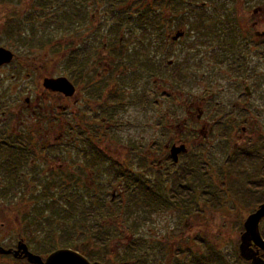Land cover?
Instances as JSON below:
<instances>
[{"label":"flooded vegetation","instance_id":"flooded-vegetation-1","mask_svg":"<svg viewBox=\"0 0 264 264\" xmlns=\"http://www.w3.org/2000/svg\"><path fill=\"white\" fill-rule=\"evenodd\" d=\"M241 1L243 0L238 1L239 5ZM39 4V8L41 6L44 8V2ZM252 14L245 17L239 15L238 11L236 19L240 24L236 27L237 31L233 38V33L221 31L188 32H194L196 39L201 38L202 44L205 42V46L211 50L215 48L212 52L216 51L214 56L216 60L213 56L212 59L217 65L218 63L224 65L220 76L221 78L225 76V81L228 79L229 83L223 88L219 87L222 88L219 92L214 89L207 94V98L201 99L193 96L191 84L196 83L194 80L187 81L186 87L189 88L183 93L177 83L161 78L163 69L157 55L170 45L169 40H165L167 35L162 31L154 35L139 34L138 37L152 36L157 38V41L152 48H149L146 42L145 49L138 56L136 66L131 63L134 70H130L131 74L127 76L125 73L130 65L131 50L127 51L125 46L127 38L137 36L130 33H97L98 22L94 16L88 19L86 17L84 22L81 17H77L81 18L76 22L77 31L68 34L69 38L75 39L73 44L75 49L66 50V46H70L71 42L64 40L65 33H62L63 42L59 41L52 45L54 64L61 67L58 74L50 72L52 67L49 68V62L34 53L35 51L9 49L0 42V49L10 53L9 62L4 63L7 55L0 58V185H9V189L4 187L0 191V199L10 200L20 196L28 201L40 203L50 197V189L60 185L67 186L68 191L74 190L75 197H80L82 183L87 186L93 185L90 187L94 189L96 180L98 182L97 169L100 168L103 170L100 175L106 176V186L112 190L110 199L113 201L118 195L122 196L121 186L126 183L151 182L159 186V191L171 192L178 182H182L178 178L180 172L191 169L193 173L196 156L214 150L210 137L219 135V141L230 142L232 139L231 142L234 143L227 160L225 159L224 164L219 167L221 172L219 177L223 178L219 183L233 185L232 181H235L234 184L244 180L252 182L247 199L256 201L250 203L252 208L247 217L242 219L241 216L239 220L241 225L238 240L235 242L236 258L240 264H252V259L245 260L240 257L239 249L243 247L249 255L260 260L259 264H264V250L252 241H242L245 221L264 204V165L257 175L246 174L243 169L261 160L264 163V148L258 147L264 146V124L263 127L258 124V110L248 113L245 109V105L251 103L254 95L264 85L262 66L264 26L259 27L264 21V11L258 7ZM165 17L159 18L158 27ZM171 17L173 23H176L178 17ZM34 18L40 21L44 20L45 16L41 13L36 14ZM31 19L32 17L29 20ZM247 22L249 25L245 26ZM90 29L92 32H88ZM183 29L187 30V27ZM181 31L185 35V31ZM12 37L19 45L25 46L19 34L16 33ZM161 37L164 38V42L161 41ZM114 40H117L116 48ZM170 42L173 44L176 41H171L170 38ZM41 45L42 48L39 49H43L44 52L46 50L44 47L47 46ZM194 47L195 45L191 48ZM219 51L224 52V57L218 56ZM71 54L74 59L73 75L66 68V62ZM172 65L168 63L166 67L171 68ZM191 69L190 78L199 81L200 74L202 77L206 75L201 70H208V66L195 70V66L192 65ZM209 71L210 69L207 75L210 74ZM130 75L133 78H130ZM63 78L67 79L73 88V94L70 96L61 91L57 83L51 82ZM136 81L138 84H135ZM165 83L170 84L169 87L182 98L181 111H184V114L182 112L184 118L180 122L174 123L172 120L174 115L169 111L159 114L161 85ZM226 98L229 99V104L223 101ZM148 100L153 106L150 112H154V125L166 126V130L162 133L160 129H155L158 135L148 147L139 142L144 139L142 137L137 142L130 141L127 145L124 144L122 148L130 153L126 158L122 154L121 158L119 155L115 156L108 145H111L112 140L117 142L116 134L128 127L125 117L128 106H137L146 111ZM154 109L158 110V114ZM164 117L170 118V122L163 120ZM199 124L200 129L196 128ZM101 136L108 143L107 147L99 141ZM251 143L257 144L254 147L257 148L255 152L247 151V146ZM251 147L250 149H253V145ZM173 149L177 151L175 157L172 154ZM69 156L80 160L73 162L75 164L73 166H66L64 160ZM201 173L203 176L200 178L206 179L205 184H214L212 181L216 179L215 170L211 173V169L204 165L199 167L198 175ZM83 174H86V180L82 179ZM115 184L118 185L116 189L112 188ZM189 190L193 192L192 188ZM218 192L213 191L214 199H217L214 195ZM223 193L226 196L228 193L234 195L230 188L227 193L225 191ZM239 196L240 194L237 195ZM37 212L33 209L32 214L20 216L16 225V230L20 232H17L16 238L0 243V248L14 251L19 243H23L28 252L39 256L43 262L51 253L59 250L49 253L42 250L48 243L44 237L40 241L38 235L46 228L43 224L46 217ZM40 229L41 231L37 232ZM258 232L264 243V216L258 223ZM3 262L31 264L23 255L14 257L12 254H0V264Z\"/></svg>","mask_w":264,"mask_h":264},{"label":"rangeland","instance_id":"rangeland-1","mask_svg":"<svg viewBox=\"0 0 264 264\" xmlns=\"http://www.w3.org/2000/svg\"><path fill=\"white\" fill-rule=\"evenodd\" d=\"M153 1L154 0H141V2H145L144 5L146 2H149L148 5L154 6L152 10L156 15L165 16L166 13H169V10L173 11L162 6L155 7V5L152 4L154 3ZM238 1L239 0H219L218 4H222V7L224 8V10L221 11H218L221 8L219 5H215V2H211L214 3L213 5L205 1L191 3L188 9L181 10V12H178V15H174L176 18L183 16L184 19L182 25L179 26L178 23L168 24L167 22H162V30L167 35L165 40H169L170 44L168 47L163 48L162 51L157 55V59L160 61L163 69L161 75L163 80L168 79L170 82L177 83L179 89L183 90V93H185V90L189 88L188 86L186 87L187 81L194 80L196 83L191 84V90L193 92V96L197 97L198 99L203 97L207 98V94L212 92L214 89V91L219 92L226 84H229L227 82L228 79L225 81V76H223V78L220 76L224 69V65L222 63V65H219V63L217 65L212 59V56L214 58L216 55V51L212 52L215 48L211 50V48L205 46V42L202 44L203 40L201 38L198 40L196 39L194 32L199 31H194L193 33L188 32L189 28L190 30H196L199 27L202 28L201 30L209 29L213 25L209 19L211 18V20H214L217 18V20H220L218 23L223 22L227 27L229 26L228 28L232 27L233 38L235 32L237 31L236 27L240 24L236 19L238 11L239 15H243L245 17L253 15V10H256L258 7H261L264 11V0H243L241 1L240 5L238 4ZM42 2H44V8H42V6L39 8V3L42 4ZM127 3H130V0H125L124 5ZM76 4L78 5L77 9L84 12V14L78 15L82 18L83 22L86 17L88 19L91 16H94L98 23H104L103 17H105L104 11L106 10V3L104 1L99 2L98 0H76ZM215 6L217 7L216 9ZM97 10L98 13H96ZM108 12L110 14V10H108ZM218 12H220L222 17L218 15ZM41 13H44L45 19L36 21L34 17L36 14ZM51 14L52 11L49 9V7H45L44 0H9V2L0 1V42L9 49L21 51H26V49H29L31 51H35L34 53L39 54L42 59L49 62V68L52 67L50 72L58 74V72H61V67H56V64H54L55 61L53 59L55 56H53L54 51L52 52V45L57 44L59 41L63 42L62 34L59 32L57 25L62 24L64 26L65 23L62 21L56 25L53 20L57 19V14H55L53 17ZM26 16H30L32 19L26 20ZM201 16L202 20L198 19ZM69 21V19L66 20V22ZM41 24H43V28H41ZM231 24L232 26H230ZM10 25H13L11 30ZM244 25L248 26L249 23L247 22ZM262 25L264 26V21L263 24L259 25V27L262 28ZM77 26L78 25H75L76 28ZM101 27L104 29V26ZM186 27L187 30L183 29ZM9 30L11 35L8 32ZM181 30L185 31V35L183 38L181 37L182 39L180 38V40L172 44L170 42V38H172L177 31ZM88 32H92V29H90ZM16 33L19 34V38L23 41L22 43L25 44V46H21L18 44V42L13 40L12 36ZM122 33H127V27H124ZM134 35L137 36V38L140 36L139 32L134 33ZM68 38V34L65 33L64 40ZM41 44H45L47 46H43L46 49L44 52L43 49H39L42 48ZM132 45L135 46L136 43L133 42ZM194 45L195 47L192 49L191 47ZM98 48H101V44L98 45ZM125 48H127V51L128 49H132L131 45L129 46V43H127ZM221 49H223V47H221ZM43 53H45V55H43ZM151 55L153 56L154 53ZM218 56L224 57V52L219 51ZM208 57L210 58L208 59ZM56 59H58V57H56ZM169 62H172L173 64L171 68L166 67ZM197 62L201 64H196ZM135 64H137V62ZM192 65L195 66V70L208 66V70L210 69V74L207 75L208 70H201L204 71L202 72L203 74H206L204 77H202L200 74L199 81H197L196 78L191 79L190 76L192 74ZM262 66L264 68V63ZM127 69V73H125L126 76L131 74L130 70H134L132 64L128 65ZM129 77L133 78L131 75ZM138 81H136L135 84H138ZM208 82L213 84H208ZM246 84H248V82H246ZM169 85L167 83L161 85L162 96L159 105V114L169 111V113L174 115L172 118L173 122H180L184 118L182 115V112L184 114V111H181V109H183L181 103L182 98H180L177 93L169 87ZM219 87L222 88L219 89ZM259 91L256 95H254V98H252V104L249 103L248 105H245V109L248 110V113H251L254 110L257 112L258 110V124L263 127L264 85L260 87ZM152 100L153 97H151V102ZM223 101L226 104L230 103L228 98ZM150 108H153V106L150 105L149 100L146 104V111L137 106H128L126 110L127 113L125 114L128 127L125 128L121 133L116 134L115 139L117 142L112 140L110 141L111 145H108L109 149L113 151L115 156L118 157L119 155L121 158L122 154L124 155L123 157L126 158L130 153L128 150L122 148L124 144L127 145L130 143V141L137 142V140L142 137H144V139L139 142L148 147V145L152 143L158 135V131L155 129H160L162 133H164L166 126L162 127V125H154V112H150ZM155 111L158 114V110ZM163 120H167L168 123L170 122V118L164 117ZM200 125L201 124L197 125L196 128L200 129ZM206 129L207 127L205 130ZM109 138L111 139V137ZM218 139L219 135L210 137V141L214 150L207 151L204 153V155L196 156V166L193 167L194 175L191 172V169H189L190 171L187 172H180L178 175V178L182 180V185L187 186L188 189L192 188L194 194H190V191V193L183 194L181 196H168V198L174 202L172 207L150 217L147 216L138 218V216L132 214L130 215L132 218L130 217L131 219L128 221V223H126V225L120 221L118 216L114 219L115 223H118L117 225H119L122 230L125 229V227H132V225L138 224V228L135 230L137 231L135 232V236L141 235L138 238L142 239L139 242L142 245L143 257L147 259L149 264H154V256L156 258V264H183L186 263L185 259H187V257H189L188 260H190L192 257L194 258V256L201 258V260L208 264H240V261L236 258L237 250L235 249V242L238 240V230L241 225V223L239 224V220L241 216H243L242 219L247 217L250 209L252 208L250 203H255L256 201L247 199L250 190L249 186L252 184V182L244 180L243 182L238 181L236 184H234L235 181H232L233 185L219 183L220 180H223V178L219 177L221 173L219 167L224 164L225 159L227 160V156L234 148V143L231 142L232 139L230 142H221ZM99 141L102 143V145L104 144L107 147L108 143L103 140V136L99 138ZM251 145H253L254 150L257 149L254 148L257 146L256 143H251L247 146V148H252ZM258 147L264 148L263 145H259ZM118 150H120V153H118ZM73 158V156H69L66 160H64L66 166H73L75 165L73 162L80 160ZM204 165L206 168L211 169V173L213 170H215L217 176L215 175L216 179L212 181L214 184H205L206 179L200 178L203 176L202 173L201 175H198L199 167ZM263 165V160L249 164L243 168L244 173L257 175L256 173L260 171ZM97 170L98 173L96 175V179H98V182L96 180V186L94 185L95 191H98V185L102 187L106 186V176L100 175L103 170L101 168ZM224 171L226 170L224 169ZM230 174L233 173L230 172ZM233 175L235 176V174ZM82 179L86 180V174L82 175ZM116 186L118 185L115 184V186L113 185L112 188H115ZM4 187H8L9 189L8 184H1L0 191H2ZM87 187V185L82 183L81 192H79L81 193L80 197H76V199L80 200L82 198V194ZM229 188L232 189L234 195H229L228 193L226 196L225 193H223V191L227 193ZM214 190L219 191L214 195L217 199L212 197ZM110 193H112V190L111 188L107 187L104 191L106 199L105 202L110 199ZM239 194L240 196L237 197ZM49 198H52V196L50 195ZM194 199H197L196 202H193ZM204 199H212L214 201L212 203H203L202 201ZM50 200L51 199L41 201L40 203L38 201L31 202L28 201V199L20 198V196L10 200L0 199V243L6 242L10 238H16L17 234L20 232L16 230V225L20 220V216H23L24 214H32L33 209L38 211L42 210L45 217L50 220V223L48 222L49 226L44 228L42 233L38 235L40 241H42V238L44 237V240L48 243L47 246L45 245L42 247V250H48V253L52 246H56V243L58 242L57 238L65 236V234L62 233L64 230L73 231L75 227L79 231L81 223L77 221L78 218L64 219L62 216L65 209L61 208L59 209L60 211H58L59 214H57L58 212L55 213L57 210L54 212L55 207L53 208ZM188 201L190 202L185 203ZM49 205L51 208H49ZM200 210L202 212H199ZM94 219H96L95 222L99 221L104 229L110 230V226L107 227L104 218L102 219L98 217L97 219V217H94ZM93 226L96 225L94 224ZM113 229L114 228H111V230ZM40 231L41 229L37 232ZM93 231L95 234L98 233L96 228H94ZM130 233L131 232L124 233L125 235L123 236L115 234L117 235L116 239L113 241L111 240L106 244V250L109 251L117 247L119 248V245L122 244L123 248L129 247L128 237H130ZM49 236L56 238V240H54V245L49 244ZM123 248L119 249L120 254L123 253ZM129 248L131 249V247ZM94 250L101 251L100 248L96 249V247H94ZM4 262L2 264H6Z\"/></svg>","mask_w":264,"mask_h":264},{"label":"trees","instance_id":"trees-1","mask_svg":"<svg viewBox=\"0 0 264 264\" xmlns=\"http://www.w3.org/2000/svg\"><path fill=\"white\" fill-rule=\"evenodd\" d=\"M0 1L9 2V0H0ZM44 1H45V7H49V9L52 11L51 16L53 17L55 14H57V19L53 20L54 23H56L57 25L58 23L64 21L65 23L64 26L62 24L57 25L59 32L61 34L62 33L73 34L77 31L75 27L76 25L75 23L80 20L77 19V16L79 14H84V12L79 11L77 9L78 6L76 4V0H44ZM98 1L99 2L104 1L106 3L105 6L106 10L104 11L105 17H103L104 23H98V27L96 28L97 33H122L124 27H127V33L130 34L139 32V34L147 33L154 35L159 33V31L163 32L162 30L163 21L165 23L167 22L168 24H172L173 21L171 20V18L173 17H171V15L172 16L178 15V12H181V10L188 9L191 3L205 1L213 5L214 3L211 2H215V5L217 6L219 5L221 8L218 11L224 10L222 4H218L219 0H154L153 1L154 3L152 4L155 5V7L162 6L173 10V11L169 10V13H166L165 15L166 19L161 21L160 27H158L157 23L160 21L159 18L164 16L156 15L152 10L154 6L148 5L149 2H146V4L144 5L145 2H141V0H133V1L130 0V3L124 5L125 0H98ZM216 8L217 7L215 6V9ZM108 10H110V14ZM218 15L222 17L220 12H218ZM27 19L29 20L30 16H27ZM68 19L70 21L66 22V20ZM183 19H184L183 16H180L177 19L176 23H178L179 26L182 25ZM198 19L202 20V16ZM209 21H211L213 25L211 28L205 29V31L209 33L218 32V31L233 33L232 27H230L231 28L230 29L228 28L229 26L227 27L223 22L218 23L220 20H217V18H215L214 20H211L210 18ZM101 26H104V29ZM230 26H232V24ZM11 27H13V25H10V30ZM10 30L8 31L9 34H10ZM195 31L201 32V27L197 28ZM156 39L157 38L152 36L149 38H143L142 36L138 38H127L128 41V42L126 41L127 43L129 42L136 43L135 46L131 45L132 49L129 54L130 64L131 63L135 64L139 60L138 56L141 55L143 49H145L144 47H146V42L148 43L149 48H152L154 42L157 41ZM65 41L71 42L70 46L68 45L66 46L67 51L71 48L75 49L73 45L75 39H73V37L65 39ZM161 41L164 42L163 37H161ZM113 42L115 43L114 48H116L117 40H114ZM67 59L68 58H66V60ZM66 63H67L66 66L67 70L71 73V75H73L74 59L72 54L70 55ZM247 151L255 152L256 150L248 148ZM182 184H183L182 182L177 183L171 192H167L164 190L159 191V186L151 182H147L144 184L126 183L121 186L123 192L122 196L118 195L114 201L109 199L107 202H105L106 199L104 195V191L106 190L107 186L102 187L98 185V191H95L93 187L88 186L87 188H85V191L83 192L82 198L80 200L76 199L75 191L66 190L67 186L65 185H60L56 188L50 189L49 193L52 196V198H47L46 200L51 199L50 202L53 205V208L55 207L54 212L57 210L55 212L57 213L58 211H60L59 209L61 208L65 209L62 217H64V219L78 218L77 221L81 223V227L79 231L75 227L73 231L64 230L62 233H64L65 236L57 238L58 242L56 243V246H52L51 249H49V252L53 251L54 249L56 250V248L69 247L67 249L70 248H72L73 250L77 249L76 251H78L83 256H85L90 262H100L102 264H142V263L149 264L147 259L143 257L142 245L139 242L142 239L138 238L141 235L135 236V232H137L135 230L138 228V224H134L132 225V227H125V229L122 230L119 227V225H117L118 223H115L114 219L118 216L120 221L126 225V223H128V221L132 218L130 216L132 214L138 216V218L147 217V216L150 217L152 215L159 214L161 211L173 206L174 202H172V200H170L168 196L171 195L181 196L183 194L190 193L188 187L183 186ZM190 194H194V193L191 192ZM196 200L197 199H194L193 202H196ZM213 201L214 200L212 199H208V200L204 199L202 202L212 203ZM189 202L190 201L185 203H189ZM50 205L49 208H51ZM37 213L43 214L42 210H39ZM57 214H59V212ZM94 217H97V219L98 217L102 219L104 218L107 227L110 226L109 228L110 230L104 229L99 223V221L95 222L96 219H94ZM48 222L50 223V220H48L47 218L43 222L46 228L49 226ZM94 224L96 226H93ZM94 228H96V230L98 231L97 234L94 233L93 231ZM111 228L114 229L111 230ZM129 232H131L130 237H128L129 247H131V249L129 247L123 248L122 247L123 244H122L119 245L120 246L119 248L117 247L109 251L106 250V244L109 241L115 240L117 235L123 236L125 235L124 233H129ZM54 240H56L55 237L49 236L48 241L50 245L55 244ZM94 247H96V249L100 248L101 251L94 250ZM120 248L124 249V250L122 249L123 251L122 254L119 253ZM188 258L189 257L185 259L186 263L183 264H208L205 263L203 260H201V258H198L197 256H194V258L192 257L190 260H188ZM155 260L156 258L154 256V264H156Z\"/></svg>","mask_w":264,"mask_h":264},{"label":"water","instance_id":"water-1","mask_svg":"<svg viewBox=\"0 0 264 264\" xmlns=\"http://www.w3.org/2000/svg\"><path fill=\"white\" fill-rule=\"evenodd\" d=\"M184 36L183 31H177L175 35L171 38V41H177L181 37ZM7 55V60L4 63L9 62L10 60V53L4 49H0V58ZM169 64H171L169 62ZM53 84H58L61 87V91L66 95H72L73 94V88L70 84V82L63 78L58 79L56 81H51ZM63 87H62V86ZM172 154L174 157L177 154V151H172ZM264 216V204L257 210V212L253 215H250L247 220L244 223V234L242 237V241H252L257 247L264 250V243L260 239L259 232H258V223L261 220V218ZM240 257L245 260L252 259V264H259L258 258H253L252 255H249L248 252L243 248L240 247L239 249ZM0 254L1 255H9L12 254L14 257L17 255H23L25 258H27L28 262L31 264H101L99 262H89L84 256L79 254L76 251L70 250V249H60L53 253H51L43 262L39 256H35L28 252L26 246L23 243H19L17 246V249L12 250H5L3 248H0Z\"/></svg>","mask_w":264,"mask_h":264}]
</instances>
